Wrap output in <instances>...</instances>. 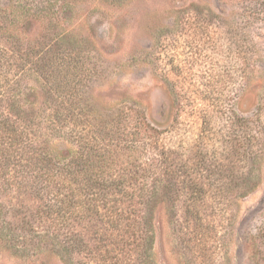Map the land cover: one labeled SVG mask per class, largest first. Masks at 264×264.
Listing matches in <instances>:
<instances>
[{"label": "rangeland", "instance_id": "374dc122", "mask_svg": "<svg viewBox=\"0 0 264 264\" xmlns=\"http://www.w3.org/2000/svg\"><path fill=\"white\" fill-rule=\"evenodd\" d=\"M51 3L53 13L42 17L34 0H0V42L20 48L18 99L29 122L44 130L61 94L84 114L82 124L71 120L48 137L51 154L93 142L91 129L106 146L136 139L137 126L148 124L149 156L169 149L168 164L203 183L220 209L209 218L222 227L200 257L182 237L191 225L183 199L158 196L147 211L153 242L143 264H264V0ZM39 202L32 192L0 188V264L127 261L110 244L115 234L102 240L104 222L57 230L39 220ZM22 222L39 233L26 249L10 240ZM64 232L80 235L84 251H71Z\"/></svg>", "mask_w": 264, "mask_h": 264}, {"label": "trees", "instance_id": "16d2710c", "mask_svg": "<svg viewBox=\"0 0 264 264\" xmlns=\"http://www.w3.org/2000/svg\"><path fill=\"white\" fill-rule=\"evenodd\" d=\"M34 1L42 17L53 11V0ZM21 57L18 46L0 42V188L32 192L40 201L39 220H49L57 230L65 229L74 221L104 222L107 228L100 231L105 236L101 238L109 239L115 234L117 238L110 244L122 256L127 255L124 264H143L150 260L153 242L147 218L150 202L158 196L174 201L182 198L185 220L191 222L182 234L185 246L198 248L199 256H203L206 240L217 237L221 232L218 228L222 227L209 218L211 214L219 217L220 209L210 203L203 183H198L193 175L179 174L176 168L180 164L174 167L173 161L168 164L169 149L162 148L161 152L149 156L147 140L152 138V128L148 124L137 126L136 130L142 132L132 133L136 139L106 146L97 141V131L91 129L90 137L95 136L93 142L78 144L71 155L68 150L60 158L52 155L47 146L48 137L62 134L71 120L82 124L84 114L81 109L68 105L69 94H61L58 106L42 119L45 129L34 127V120L29 122L19 105L21 84L17 72ZM9 76L13 81L10 82ZM96 166L103 168L95 170ZM218 195L224 200L228 191L221 190ZM33 225L22 222L17 234L10 237L13 245L22 249L34 245L39 233ZM108 229L111 232L107 235ZM63 234L71 251H84L87 244L80 235ZM260 234L264 238V227ZM105 246L108 253V245Z\"/></svg>", "mask_w": 264, "mask_h": 264}]
</instances>
